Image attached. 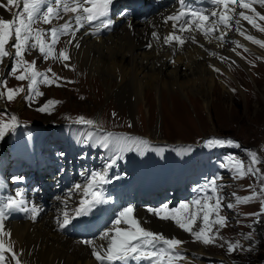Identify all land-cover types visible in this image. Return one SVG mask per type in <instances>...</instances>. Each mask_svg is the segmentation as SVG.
<instances>
[{"label": "snow or ice", "instance_id": "6c2138e0", "mask_svg": "<svg viewBox=\"0 0 264 264\" xmlns=\"http://www.w3.org/2000/svg\"><path fill=\"white\" fill-rule=\"evenodd\" d=\"M211 9L194 10L187 5V0H178L180 5L178 11L167 16L164 24L170 21L171 31L161 36L160 33L152 32V39L157 45L167 46L173 49L172 55L177 50H183L186 43L199 44L196 34L204 37L208 43L216 42L218 47H223L227 42L226 36L229 31L235 32L245 40L264 49V40L258 39L248 33L243 27L241 21H246L252 28L264 33V26L257 21H264V14H261L256 8L259 5L264 8V0H209ZM22 5V7H21ZM114 0H6V4L0 2V7L12 11L11 19L0 17V64H3L6 58H11L14 63L11 67V73L17 81H27V94L23 97L30 105L35 103V98L42 96L38 89L39 84L46 86L61 87L58 81L64 80L58 76L51 68L46 72H40L36 68V61H28L25 57L27 53L38 51L39 55L45 59L51 57L53 60L69 62L71 56L69 48H79V43H74L76 33L86 26L92 27V35H98L102 30H108L112 26L111 9ZM241 9V11H237ZM71 17L65 19L66 16ZM126 15V14H123ZM61 21L51 28H40L38 24L51 25L53 21ZM67 36L66 47L58 55L55 52V46L60 42V38ZM14 41V43H12ZM235 45L232 51L240 55L237 49H243L248 52L239 41H232ZM11 44V47L9 45ZM147 47L151 48L152 44ZM210 56H217L215 52H209ZM221 62L227 61L228 57H218ZM264 61V57H257ZM171 63H175L172 59ZM235 64V61H232ZM213 71L220 73V69L214 65H209ZM255 66V65H253ZM65 68H71L70 63H64ZM74 70V69H72ZM19 73V74H17ZM51 73V76H49ZM222 74V73H221ZM65 83H74V81H65ZM235 93V89H232ZM25 92L23 87L12 89L7 88L6 79L0 80V99H6L11 103L16 97ZM83 99V97H81ZM59 102L49 100L42 106L36 108V111L51 114V109ZM115 115V114H113ZM76 123L96 126L95 121L86 120L79 117ZM20 125L18 117L12 115L8 122L0 121V140L9 132H14ZM132 125L129 124V127ZM100 146L113 151V156L105 164L103 170L93 171L90 174L84 173L87 177L83 184H75L68 193V199L63 200L64 209L57 217L56 223L61 230L66 229L74 219L91 215L99 206L106 205L112 201L105 194V186L113 183V179L108 175L119 160L129 152H136L143 155L145 151L150 150L152 145L147 139L123 135L116 136L113 133H107L100 138ZM205 148H216L225 146L239 147V144L233 140L211 137L203 141ZM162 153L164 149H159ZM180 153L191 152V147L176 149ZM63 157L64 153H58ZM250 163L245 166L244 162L235 157H229L226 167L236 174V178L245 176H256L264 181V174L260 172L257 165L264 163L257 152H249ZM120 177L117 176L116 179ZM13 182L23 183L24 177H13ZM220 186L216 179L205 183L198 192L203 196L193 199L190 203H181L177 208H170L167 203L160 207H148L147 212L161 221H172L175 226L190 234L193 242L201 243L205 246L215 244L220 237L219 230L228 225V218L221 215L223 207L234 209L241 204H247L251 201L260 199L261 209L259 213L250 214L256 219L253 223H258L261 216H264V184H261L259 192L252 189V194L247 197H235V203L222 204V199L218 195ZM79 193L81 199L78 206L71 213L67 211L68 201L72 196ZM34 203L26 197L23 188L17 189L14 195L6 197L0 201V264H22L20 256L14 250V243L11 240V232L5 229V221L13 212L29 214V218L35 220L40 212ZM136 209L128 205L118 210L111 226L106 228L98 237L94 239L81 240L79 243L91 248V254L97 261V264H179L186 261L187 257L182 252V245L185 241L178 238H168L163 233L154 232L145 228L144 223L135 215ZM252 227V225H248ZM243 239L250 240L251 233L244 236ZM102 241V243H98ZM227 245V251L232 253L236 250L248 251L239 241L233 243L224 241L220 247Z\"/></svg>", "mask_w": 264, "mask_h": 264}, {"label": "rangeland", "instance_id": "374dc122", "mask_svg": "<svg viewBox=\"0 0 264 264\" xmlns=\"http://www.w3.org/2000/svg\"><path fill=\"white\" fill-rule=\"evenodd\" d=\"M256 8L261 14H264L263 8L259 5H256ZM15 11L16 9L12 8L10 15L12 16V13ZM59 22L62 24L63 20ZM243 24L249 25L246 21H244ZM52 26L53 23L51 24V27ZM249 26L250 30L246 29L249 34L264 40V35L252 28L251 25ZM262 26H264V24ZM243 27L245 28V26ZM68 39L69 37L67 36L60 38V42L55 46L57 55L67 46L65 41ZM225 39L227 42L223 48L229 47L230 51L235 47L232 41H236L237 39L245 40L242 36L238 35L235 30L230 31ZM247 43L254 47L255 50L250 51L248 47H244L248 49V52L250 51L254 55H244L242 53L244 51L241 48L237 49L240 55H236V53L232 51V57H229V55L222 56L228 57L229 59L227 61L221 62V60H219L222 64L227 63L228 69H221L220 73L216 72V84L213 92L208 96V99L211 97V100L209 99L210 101H205L199 94L183 96L172 92L168 93L166 99H163V94H154V105L152 106L150 104V106L148 105V107H143L142 109L136 106L134 116L132 117L129 115L128 110L116 101L112 93L106 91L102 80L91 77L85 70L71 62V60L69 62H61L58 59L53 60L51 57L45 59L39 55L38 51L31 52V57L35 59L27 57V60H35L36 68L40 70V72H46L47 69L51 68L58 76L64 78V80L58 81V83L63 85L61 87L55 85L49 87L42 83L39 84L38 89L43 95L36 97L35 103L31 105L23 99L27 94L28 82L17 81L15 76L11 75V67L13 64H8V66L6 64V67L4 63L0 64V80H7V88L17 89L23 87L25 89V92L20 93L12 104L17 110H13L14 113H10L6 110L1 111L7 108V104L4 99H0L3 105L0 107V117L8 118L9 121L10 117L15 115L18 117V123L19 121L28 122L24 123L26 125L24 129H22L20 127L21 124H19L20 126L16 128L14 132L9 131L4 138L0 140V149L3 148L6 151L5 160L8 162L7 166H5L4 159L0 157V188L3 186V178H5L7 184L12 185L15 184L12 178L17 177L16 174L22 172L21 168L25 165V158L27 157L28 151L26 147L25 151L22 153L25 143H27V145L45 143L48 141L56 143L55 140H57L63 132H66V134L70 132L67 131L66 122L78 119L72 118L71 115H86L89 116L88 119L96 123L101 121L107 124L110 126V129H128L124 133L125 135L147 139L149 142L152 141L151 130L162 135L163 140H160L162 146H160V144L156 146L152 145V148L145 151L143 155L132 152L133 155L137 156L138 161H142L141 170H143L145 166L149 167L150 170H156L154 167L155 159H163V155L166 156L168 151H171L175 158L177 151L168 147L165 141H168L167 143L182 142L184 144H201L198 149L187 146L185 148L191 147L192 151L183 153V157L190 160L188 165L190 170L194 173L197 189L202 188L205 183L216 179L220 186L218 195L221 197L223 205L235 203L236 196L241 198L250 196L252 194V189L259 192L260 186L264 184V181L252 175L245 176L244 178H236L235 172L231 171L229 167H226L230 156L242 160L245 166L250 163L248 157L249 152H259L261 153V155L258 153L259 158H264V61L257 59V57H261L258 55V49L261 48L249 41H247ZM9 47H11V44ZM261 50L264 51V49ZM254 51L258 53H254ZM232 61H235V64H233ZM64 63H70L71 68H65ZM1 73H4L3 79ZM49 76H51V73H49ZM221 78L222 80H220ZM65 81H74V83H65ZM222 81L227 82L226 89L221 88ZM232 89H235V93ZM205 92L206 89L203 94H205ZM169 94L174 97V100L176 98L180 102L177 104L175 103L179 114H174V120L178 126L168 122V115L163 111L164 106L165 109L168 110V113L172 112L173 107ZM81 97H83V99H81ZM49 100L59 102L51 109V114L36 111V108L42 106ZM163 100L165 101L164 105H162ZM19 105H22L21 110L18 108ZM129 124L132 126L129 127ZM48 128L52 131V138L50 140H48V138L51 133L49 134L47 131ZM85 132L86 134L91 133V139L94 140H98L107 134L92 132L89 129L85 130ZM113 134L115 135V133ZM18 136L20 137L17 138ZM211 137L227 140L235 139L233 141L237 142L239 147L231 146L234 150L236 149L235 153H229L223 150V148L230 146L212 149L205 148L203 146V141ZM82 142H84V147L85 143L86 146L90 143V141H86L84 138ZM95 146L97 150L95 154L104 157L108 149L101 147L98 142ZM161 148L164 149L162 153L159 151ZM90 149L91 146L86 149L85 152H89ZM132 154L127 153L126 160L134 159ZM261 160L264 161V159ZM97 165L95 169L100 171L99 168H101V165ZM257 167L260 169V172L264 174V163L257 165ZM158 170H163L159 172H170L167 177L162 174L161 178H166V183L172 186L176 185L175 182L179 179L178 175L182 174V176L187 177L186 174L183 173L187 171L185 167L183 172L177 171L176 167L174 168L172 165L169 167L167 166V169L158 167ZM140 177L139 174L136 182ZM29 183H32L31 189L38 184V182L35 183L32 180H29ZM176 191L177 190H173L171 193H176ZM194 195H196V197L193 198V196H190V200H176V202H174L176 206L172 203L170 208L179 207L181 203H190L193 199L203 196V193L197 191ZM260 209V199L251 201L247 204H241L234 209L223 207L220 214L228 218V225L219 230V235L223 237V239H218L215 244L207 246L202 244L206 250L212 254L211 256L213 258H211L209 264H243V262H246V264H264V216L260 217L258 223H253L256 217L250 215L259 213ZM166 222L172 223L173 226H175L172 221ZM248 225H252V227L250 228ZM105 227L106 224H101L98 230L92 232V234H99ZM250 233V240L243 239L244 236ZM260 235H262L263 238H260ZM78 240L81 241L82 239ZM224 241L233 243L239 241L245 249L250 250H236L229 253L226 244H224V247L219 246L223 244ZM195 244L201 243L196 242ZM182 252L183 254L185 253L183 250ZM179 264H181V262H179Z\"/></svg>", "mask_w": 264, "mask_h": 264}, {"label": "bare ground", "instance_id": "6f19581e", "mask_svg": "<svg viewBox=\"0 0 264 264\" xmlns=\"http://www.w3.org/2000/svg\"><path fill=\"white\" fill-rule=\"evenodd\" d=\"M0 2L6 4V0H0ZM116 2L117 0H114V4ZM237 11L239 10L237 9ZM159 13L152 15L148 22L125 21L108 36L101 32L98 35H92L93 29L81 28L76 33V40L74 41V43H79L80 47L78 49L75 47L69 48L71 62L85 70L91 77L102 80L106 91L112 93L116 101L128 110L131 117L134 116L136 106H139L140 109L148 107L150 104L153 106L155 103L154 94H163V99H166L168 93L172 92L183 96L199 94L205 101H210L211 97L209 100L208 96L213 92L216 84V72L209 65H214L220 70L228 69L227 63H220L218 57L223 55H229L230 57L232 55L229 47H227L229 49L223 48L225 44L223 47H218L215 41L208 43L202 35L196 34V39L203 47L188 42L184 45L182 51L177 50L173 56L172 48L157 45L152 39L151 34L154 31L160 33L161 36L170 32V26L162 22ZM10 14L11 12L7 8L0 7V16L10 19ZM70 17L71 15L65 17V19ZM258 23L264 24L263 21L259 20ZM243 26H245V29L250 30L249 25L243 24ZM229 32L227 35H229ZM261 34L264 35V33ZM236 41L248 47L250 51L255 50L243 39H237ZM150 43L152 44L151 48L147 47ZM209 52H215L217 56H210ZM258 52L254 51V53L264 57V51L258 49ZM172 59L175 60V63L170 62ZM226 84V81H222L221 88L226 89ZM205 89L206 92L203 94ZM170 97L173 107L172 112L168 113L164 106L163 111L168 115V122L178 126L175 123L174 114H179L175 103L180 102L176 98L174 100L172 95ZM164 104L165 101L163 100L162 105ZM2 106L0 102V107ZM18 108L21 110L22 105H19ZM151 134L154 143L157 141L159 144L160 140H163L162 135L156 131L151 130ZM66 141L68 142L69 139H66ZM4 152L5 150L1 148L0 156H3ZM126 154L122 160H119L109 170L108 175L121 176L122 180L118 183L125 182V185H128L130 172L138 167L135 165L134 159L126 160ZM112 156L113 152L110 156L100 159L101 161H94L92 165L96 167L97 164H100L101 171ZM181 168L180 166L179 169ZM144 171L149 172L150 170L145 169ZM44 179L47 180L48 176L46 175ZM30 184L32 185V183ZM73 186L71 188L64 187L59 193L51 191L49 198L52 194L53 198H48L45 203L38 194H34L29 201H32L30 205L34 203L41 209L37 222L5 221V229L12 234L11 240L14 243V250L17 253H22L20 256L22 264H97L91 254V248L79 243L80 240L78 239L86 240L98 237L106 228L111 226V221L118 209L111 212L110 219H103L101 224H106V227L99 234L93 235L92 232L76 230L74 223L71 229L61 230L56 223V219L64 209L62 201L68 199V193ZM1 192L3 198L6 192L10 193V188L3 186ZM80 199L81 196L77 193L68 201L67 211L69 213L78 206ZM135 215L142 222L145 219L149 221L143 224L145 228L163 233L168 238L175 237L185 241L182 250L185 252L187 260L181 261V264H209L211 258H213L212 254L202 244H195L190 234L185 233L177 226H173L172 223L155 218L143 208H137ZM98 243H102V241H98ZM11 264H15V262L12 261Z\"/></svg>", "mask_w": 264, "mask_h": 264}, {"label": "trees", "instance_id": "16d2710c", "mask_svg": "<svg viewBox=\"0 0 264 264\" xmlns=\"http://www.w3.org/2000/svg\"><path fill=\"white\" fill-rule=\"evenodd\" d=\"M260 238H263V236H262V235H260ZM243 264H246V262H243Z\"/></svg>", "mask_w": 264, "mask_h": 264}]
</instances>
